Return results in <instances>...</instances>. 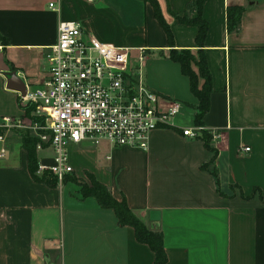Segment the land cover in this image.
<instances>
[{
  "label": "crops",
  "instance_id": "obj_1",
  "mask_svg": "<svg viewBox=\"0 0 264 264\" xmlns=\"http://www.w3.org/2000/svg\"><path fill=\"white\" fill-rule=\"evenodd\" d=\"M156 2L171 46L145 0H0V119L22 114L17 91L5 86L7 75L29 85L42 80L45 48L59 21L130 48L131 61L142 48L144 83L194 106L187 77L167 57L170 48L195 53L196 27L171 15L189 0ZM232 5L243 9L237 29L227 32L225 9ZM201 16L211 84L201 122L215 155L181 134L193 112L186 119L179 111L171 127L152 131L145 150L105 140L69 144V174L81 182L90 173L115 199L123 195L148 229L160 231L164 264H264V0H204ZM24 133L0 129V264H151L152 251L130 226L117 224L112 209L80 197L71 181L47 187L31 178ZM35 152L37 162H49V148ZM211 158L218 191L201 167Z\"/></svg>",
  "mask_w": 264,
  "mask_h": 264
},
{
  "label": "built area",
  "instance_id": "obj_2",
  "mask_svg": "<svg viewBox=\"0 0 264 264\" xmlns=\"http://www.w3.org/2000/svg\"><path fill=\"white\" fill-rule=\"evenodd\" d=\"M45 49L44 77L36 85L24 84L23 95L17 92L21 108L32 106L29 114L21 109L20 116L0 119L1 127L32 131L35 149H50L49 162H37L36 172H49L59 184L72 171L69 144L105 140L145 150L152 131L172 126L180 104L144 83L142 48L131 61L130 48L100 42L76 22L59 21L54 43ZM202 129L192 124L181 134L195 139Z\"/></svg>",
  "mask_w": 264,
  "mask_h": 264
},
{
  "label": "trees",
  "instance_id": "obj_3",
  "mask_svg": "<svg viewBox=\"0 0 264 264\" xmlns=\"http://www.w3.org/2000/svg\"><path fill=\"white\" fill-rule=\"evenodd\" d=\"M145 1H148L152 5L153 15L163 27L166 33L167 42L169 43V46H171V34L162 18L156 0ZM203 2L204 0H189L185 6V9L181 13H171L172 17L179 23L193 25L196 27V34L194 37L196 44L195 53L190 51V49L173 48H170L167 52V57L169 60L177 62L181 74L187 77L189 91L196 98L197 102L193 107L194 111L192 115V124L197 126H202L201 118L208 109V97L211 92L210 73L207 69L205 58L201 49L207 29V24L201 16ZM242 9V6L239 5L226 6L225 23L227 32H234L237 29ZM191 65H194L195 69H193ZM198 79H201L200 85H198ZM21 109H23L27 114L32 109V106L27 105ZM197 138L202 141L203 146L206 149L212 151L214 156L216 150L210 144V133L207 130L202 129L200 130V135ZM37 141L38 139L36 137L29 135L27 132L24 133L23 144L25 145L27 152L28 172L34 181L42 183L47 187H54L57 184L54 176H52L47 171H42L41 173L36 172L37 159L35 144ZM212 161L213 158L209 160L208 164H203L201 167L212 175L214 178L215 187L218 191L215 169L213 167L208 168V165L211 164ZM45 175H48L50 180L45 179ZM68 175L70 174H66L63 177L62 182ZM85 176L88 181L87 183L81 181L79 184L80 197L84 198L91 196L96 200L100 207L112 209L115 214L117 224L119 226H130L133 230L134 238L138 242L146 244L152 251L153 260L151 264H164L166 256L162 247V237L160 231L148 229L141 219H139L127 206L123 195H121L119 199H115L111 195L109 189L104 184L96 180L92 174L86 173ZM72 177L73 176H71V180H69L71 182L76 181V179Z\"/></svg>",
  "mask_w": 264,
  "mask_h": 264
},
{
  "label": "rangeland",
  "instance_id": "obj_4",
  "mask_svg": "<svg viewBox=\"0 0 264 264\" xmlns=\"http://www.w3.org/2000/svg\"><path fill=\"white\" fill-rule=\"evenodd\" d=\"M129 54H130L131 57L134 56V55H133L134 53H129ZM135 55H136V54H135ZM177 102L180 104V110H179L180 113H184V114H186V116H185V115H184V116H185L186 119H187V116L189 117V115L187 114L188 111L191 110V111L193 112V111H194V108H193L194 106L184 105L183 103H180L179 101H177ZM27 105H29V104H27V103H23V104H22V107H23V106L25 107V106H27ZM184 107H185V108H184ZM191 111H190V112H191ZM29 112H30V111H29ZM29 112H28L27 114H26V112H24V113H25L26 115H28ZM189 118H191V117H189ZM0 123H1V122H0ZM4 128H5V127H1V126H0V129H4ZM5 129H6V128H5ZM24 130H25V129H24ZM25 132L28 133L29 130H25ZM66 152H67V150H66ZM41 172H42V171H41ZM41 172H37V173H41ZM40 175H41V174H40ZM72 178H73V177H72ZM45 179L50 180L48 175H45ZM69 179L71 180V175H68V176L64 179L63 182H66V181L69 182V181H70ZM73 180H74V179H73ZM73 180H72V181H73ZM87 181H88V180H87V178H86V180L83 181V182L87 183ZM73 183L76 184V185L79 187V184H80L81 182H80L79 180H78V181L76 180V181H74Z\"/></svg>",
  "mask_w": 264,
  "mask_h": 264
},
{
  "label": "water",
  "instance_id": "obj_5",
  "mask_svg": "<svg viewBox=\"0 0 264 264\" xmlns=\"http://www.w3.org/2000/svg\"><path fill=\"white\" fill-rule=\"evenodd\" d=\"M6 88L13 89L23 95L24 93V83L14 75V72H11L7 75L5 79Z\"/></svg>",
  "mask_w": 264,
  "mask_h": 264
}]
</instances>
